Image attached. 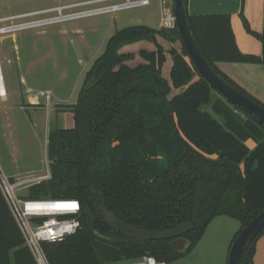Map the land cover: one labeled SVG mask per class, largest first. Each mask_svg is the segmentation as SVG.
<instances>
[{"label":"trees","instance_id":"16d2710c","mask_svg":"<svg viewBox=\"0 0 264 264\" xmlns=\"http://www.w3.org/2000/svg\"><path fill=\"white\" fill-rule=\"evenodd\" d=\"M186 13L195 40L211 67L233 87L215 62L264 64V26L260 55L242 53L228 14ZM180 41L176 26L125 27L107 41L87 70L77 100L70 105L73 127L49 131L50 178L31 185L29 199L74 198L80 203L79 227L54 242H41L47 264H105L143 255L172 264L189 254L210 222L227 216L240 223L238 233L264 209V127L204 80L183 47L171 55L169 77L157 38ZM141 41L155 50H139L143 62L123 47ZM172 89L179 93L169 96ZM207 106L208 109H205ZM243 115L246 117L244 118ZM255 146L249 149L246 141ZM107 210L143 230H164L184 223L183 251L171 239L141 241L123 236L105 219ZM240 264H254L255 244ZM0 264H38L0 190Z\"/></svg>","mask_w":264,"mask_h":264},{"label":"rangeland","instance_id":"374dc122","mask_svg":"<svg viewBox=\"0 0 264 264\" xmlns=\"http://www.w3.org/2000/svg\"><path fill=\"white\" fill-rule=\"evenodd\" d=\"M121 1L123 0H0V18L72 5L63 9L66 14ZM161 1L150 0L147 6L96 13L0 34V69L7 91V98L0 100V168L4 174L26 170H34L30 174L36 175L49 172L50 161L46 152L49 131L73 127L70 105L77 100L87 70L102 54L108 39L117 30L136 25L157 27L160 22ZM164 1L170 3L172 11L173 0ZM56 14L51 12L14 22ZM159 40L163 43L164 50L182 48L180 41L168 43ZM139 50V46L133 44L124 48V51L135 55V59L128 62L130 65L143 62L138 54ZM167 55V64L170 65L171 55ZM257 74L259 78L264 77L262 72ZM236 78L242 85L230 79L252 96L249 91L252 88L251 81L244 77ZM31 101L39 105H28ZM46 101L49 107H53L47 112ZM205 109H208L207 106ZM243 117L246 118L244 115ZM245 144L251 149L254 141L250 139ZM28 192V188H24L17 193L25 196ZM239 228L240 223L232 218H215L194 249L172 264H227L231 241ZM258 242L261 252L257 262L261 263L264 261V232L256 241L255 251ZM105 264H128V260Z\"/></svg>","mask_w":264,"mask_h":264},{"label":"built area","instance_id":"2783aa9c","mask_svg":"<svg viewBox=\"0 0 264 264\" xmlns=\"http://www.w3.org/2000/svg\"><path fill=\"white\" fill-rule=\"evenodd\" d=\"M97 2L107 0H95ZM94 2V1H92ZM90 3V2H89ZM83 4V3H82ZM150 0H123L121 2L99 6L96 8L63 13V9L71 7L41 9L37 11L23 12L0 18V34L12 32L18 29L37 27L53 22L74 19L96 13L114 12L139 6H147ZM56 12L55 16L38 17L26 21L14 22L17 19L33 17L37 15ZM161 26L173 28L175 26L173 13L168 11L161 17ZM1 66V61H0ZM2 98V97H1ZM50 178V173L43 175L28 174L21 177H9L0 168V190L25 238L26 244L32 251L38 264H47L42 254L41 242H54L70 235L79 227L77 218L80 211V203L74 198H45L29 199L19 196L18 191L29 188L31 185ZM128 264H168L156 260L153 256L143 255Z\"/></svg>","mask_w":264,"mask_h":264},{"label":"water","instance_id":"95a60500","mask_svg":"<svg viewBox=\"0 0 264 264\" xmlns=\"http://www.w3.org/2000/svg\"><path fill=\"white\" fill-rule=\"evenodd\" d=\"M172 13L181 43L198 74L206 80L215 91L219 92L229 102L239 107L264 127V107L228 83L211 67L201 52L187 20L186 0H173ZM104 215L106 222L123 236L141 241L171 239V246L176 251H183L188 246L187 239L182 235L193 228L190 223H184L170 229L158 231L143 230L124 223L107 210L104 211ZM263 229L264 209L235 237L230 245L227 264H240L242 254L246 247Z\"/></svg>","mask_w":264,"mask_h":264},{"label":"crops","instance_id":"0c3cea01","mask_svg":"<svg viewBox=\"0 0 264 264\" xmlns=\"http://www.w3.org/2000/svg\"><path fill=\"white\" fill-rule=\"evenodd\" d=\"M169 5L170 3L165 2L164 0L160 2V6H159L160 22L157 27H153V28L161 27L162 15L168 11H171V8ZM187 12L190 15L228 14L229 19H230L231 28L234 34L235 42L239 50L242 53H246V54H253V55L261 54V51H262L261 42L253 34L247 31L244 21L246 22L249 30H251L252 32H255V33L262 32L263 26H264V0H187ZM157 39H158V42L162 46H164L163 43H161V41L159 40L162 38L158 37ZM163 42H168V41L163 40ZM168 43H171V42H168ZM133 45H137L139 46L140 49H145L148 51L155 50L154 45L147 41H141ZM149 45L150 46L152 45V47H150ZM129 46L131 45H127L123 47L122 51H124V48H127ZM165 51H166L165 53L166 60L163 64L162 70L164 69L165 63L166 64L168 63L167 62L168 52L167 50ZM124 52H129V51H124ZM171 64L172 63H170V65L167 64V66H165V73H163L162 71V76L165 79H168L169 77V70H170ZM215 66L220 71H222L225 75L233 79L239 85H242V84H240L239 80L236 77H244V78L249 79V81H251V84H252V88L251 90H249L250 94L252 95V97L257 99L260 103L264 105V77L259 78L256 76L258 75L257 73L259 72L264 73V64L219 61V62H215ZM253 82L255 83V85ZM3 86L6 91V85H5L4 79H3ZM179 91H180L179 89H172L169 96L171 97L172 94L179 93ZM6 98H7V91H6L5 98L4 99L0 98V100H5ZM59 103L62 104L63 102H59ZM48 104L49 103L46 101V107H45L46 112L53 108L52 106L49 107ZM24 105L25 103L23 102V106ZM28 105H31V106L33 105L36 107L39 104H35L34 101H31L30 104ZM38 108H43V107L38 106ZM54 114L56 117V112ZM254 146H255V143H254ZM33 171L34 170H28V171L26 170L24 172H18V173L10 174L7 176L12 177V178L21 177L24 175H28L30 173H34ZM260 252H261V249H260V245L258 242L256 246L255 255L253 258L254 264H264V261H262L261 263L257 262V259L260 256Z\"/></svg>","mask_w":264,"mask_h":264},{"label":"bare ground","instance_id":"6f19581e","mask_svg":"<svg viewBox=\"0 0 264 264\" xmlns=\"http://www.w3.org/2000/svg\"><path fill=\"white\" fill-rule=\"evenodd\" d=\"M57 20L61 21V20H63V18H59ZM5 96H6V91H5L4 86H3V79H2L1 69H0V98L2 97L4 99Z\"/></svg>","mask_w":264,"mask_h":264}]
</instances>
